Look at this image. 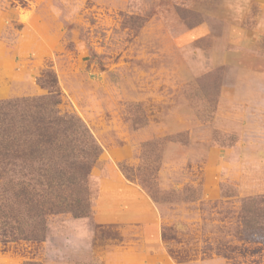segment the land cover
Here are the masks:
<instances>
[{
  "label": "rangeland",
  "instance_id": "obj_1",
  "mask_svg": "<svg viewBox=\"0 0 264 264\" xmlns=\"http://www.w3.org/2000/svg\"><path fill=\"white\" fill-rule=\"evenodd\" d=\"M45 71L100 149L90 215L0 242V264H264L242 237L264 196V0H0V101L46 96ZM143 155L174 203L121 172Z\"/></svg>",
  "mask_w": 264,
  "mask_h": 264
},
{
  "label": "trees",
  "instance_id": "obj_2",
  "mask_svg": "<svg viewBox=\"0 0 264 264\" xmlns=\"http://www.w3.org/2000/svg\"><path fill=\"white\" fill-rule=\"evenodd\" d=\"M42 78L46 96L0 101L1 243L43 242L49 217L90 215L89 177L100 149L79 118L58 110L59 89L52 72H43ZM148 164L143 155L142 166L122 165L120 170L157 205L174 203L157 188L155 169ZM183 192L192 197L197 193L191 188ZM242 212V237L264 243V196L249 198ZM172 231L163 226L161 239H174Z\"/></svg>",
  "mask_w": 264,
  "mask_h": 264
}]
</instances>
